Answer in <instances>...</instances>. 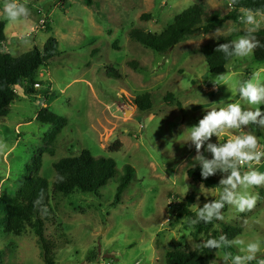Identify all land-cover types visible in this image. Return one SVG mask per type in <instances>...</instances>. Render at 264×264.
Returning a JSON list of instances; mask_svg holds the SVG:
<instances>
[{
  "label": "rangeland",
  "instance_id": "1",
  "mask_svg": "<svg viewBox=\"0 0 264 264\" xmlns=\"http://www.w3.org/2000/svg\"><path fill=\"white\" fill-rule=\"evenodd\" d=\"M91 1L88 6L85 0H19L30 15L12 23L3 11L6 0H0L6 52L19 57L35 47L43 50L50 38L59 42L57 59L37 72L36 95L29 96L20 88L19 98L4 120L0 196L13 197L24 187L27 167L37 154L43 160L40 174L50 183L55 180V163L79 157L85 150L96 158L114 159L121 174L130 165L134 178L116 207L111 205L116 200L117 180L99 195L75 193L54 199L55 216L46 221L45 234L60 244L58 264H166L169 252L194 251V245L208 236L204 232L194 237L196 229L188 230L190 218L178 217V210L187 207L186 198L192 196L194 204L202 207L219 194L211 189L208 197L200 195L197 201L201 183L189 178L192 168L181 176L178 171L182 163H192L195 149L173 141L207 111L223 107L218 104L221 101H239V84L264 68V63L255 61L253 52L235 58L227 65L229 79L223 85H217L218 75L209 72L204 47L223 37L236 40L244 35L247 25L239 21L240 12L238 20L228 21L216 38V30L197 34L166 54L147 49L129 36L136 28L160 34L196 3L225 16L233 10L230 0ZM144 15L148 18H142ZM263 29L264 22L257 32ZM131 62L139 67L131 68ZM110 68L119 77L108 76ZM145 94L152 95L153 109L143 113L134 100ZM169 94L174 95L171 103L166 101ZM240 102L242 107H253ZM46 107L67 119L54 141L49 138L56 128L37 120ZM258 107L264 110V105ZM258 135L264 150V133ZM229 138L225 133L219 142ZM254 167L264 171V163ZM256 193L259 198L251 211L237 214L228 208L225 221L220 222L241 228L239 237L245 239L264 237V186L254 188ZM190 211L195 214L192 207ZM219 227H211L209 233ZM0 251L4 253L0 264H46L30 227L16 235L5 233L0 226ZM211 251L212 264H223L225 253L236 254L235 248Z\"/></svg>",
  "mask_w": 264,
  "mask_h": 264
},
{
  "label": "trees",
  "instance_id": "2",
  "mask_svg": "<svg viewBox=\"0 0 264 264\" xmlns=\"http://www.w3.org/2000/svg\"><path fill=\"white\" fill-rule=\"evenodd\" d=\"M91 6V0H85ZM63 3L66 0H62ZM231 4V3H230ZM232 5V4H231ZM233 10L223 16L219 11L208 12L202 4L196 3L179 14L174 22L162 33L151 34L141 29H133L130 38L142 46L158 54H166L178 46L186 38L197 34L207 35L217 28H222L228 21L238 20L237 14L241 8L264 10V0H238L232 5ZM142 18H148L143 16ZM48 26V25H47ZM260 42V46L253 50V58L257 62L264 63V29L254 34ZM233 41L230 37H223L215 43L204 47L202 53L212 76L227 74V65L236 57L225 58L224 54L216 49L223 43ZM6 42L5 24L0 21V135L4 129V120L10 115L12 105L18 100L16 88L19 86L29 96L36 95V86L39 85L37 72L44 67H49L59 56V42L55 38L48 39L43 50L35 47L32 51L19 57H14L4 50ZM95 54V53H94ZM133 69L139 67L136 62L129 63ZM108 76L119 77L117 71L110 68ZM239 97V94H238ZM46 100H49L47 95ZM174 95L169 94L166 101L171 103ZM139 112H151L153 101L151 94H145L134 100ZM37 120L56 129L49 141H54L67 125V119L52 112L48 107L42 108ZM226 142L223 140L220 143ZM115 151V149H111ZM38 155V154H37ZM35 155L33 162L27 167L28 179L22 189L15 196H0V226L5 233L20 235L27 227L35 234L42 251V257L46 264H58L56 262L57 244L45 234V223L55 216L52 202L54 199L69 197L75 193L99 195L111 181L117 180L116 200L111 207H116L122 194L127 190L134 178L135 170L126 165L121 174L117 163L112 158H96L90 151L85 150L79 157L64 158L54 164L55 180L50 183L41 176L43 160L41 155ZM210 158V156L208 157ZM188 176L195 183H201L206 188L216 189L220 180V174L203 180L200 176V168L196 166L188 171ZM187 207L178 210V217L194 218L190 211L194 204L192 196L186 198ZM224 212L228 211L226 207ZM219 229L209 233L213 224H199L195 226L194 237L206 232L209 238H219L221 234L229 239L242 234V229L220 222H215ZM65 243H69L66 235L62 234ZM213 253L211 250L197 247L194 251H172L166 256V264H212ZM4 260V253L0 251V263Z\"/></svg>",
  "mask_w": 264,
  "mask_h": 264
},
{
  "label": "clouds",
  "instance_id": "3",
  "mask_svg": "<svg viewBox=\"0 0 264 264\" xmlns=\"http://www.w3.org/2000/svg\"><path fill=\"white\" fill-rule=\"evenodd\" d=\"M230 3L235 5L238 0H230ZM3 11L12 23L20 22L30 15L29 10L19 0H6ZM239 11V21L247 25V29L238 39L223 43L216 49L225 58L248 57L260 46L254 33L264 22V10L241 8ZM221 31V28L216 29L215 38ZM228 79L225 74L218 75L217 85H223ZM237 91L239 101H221L218 104L223 103V107L207 111L197 124L184 128L183 133L173 141H182L181 144L194 147L196 152L191 164L184 162L178 166L179 176L186 174L187 168L196 166H199L203 180L218 173L221 176L216 186L218 197L204 203L202 207L199 203L192 205L195 217L188 220L189 231L201 223L219 227L215 222L225 221L223 210L226 207L237 214L251 211L259 198L258 193L253 194V189L264 186V171L254 167L264 163V150L261 149L258 135L264 133V110L258 107L264 105V68L253 72L249 79L241 82ZM240 101L253 107H242ZM225 133L230 134V138L220 143L219 139ZM213 137L217 138V142H212ZM185 187L188 192V186ZM210 190L211 188L201 184L197 201L199 202L200 195L208 197ZM194 246L216 251L235 248V255L231 252L223 255V264H264V237L245 239L238 236L229 239L227 235L221 234L219 238H209Z\"/></svg>",
  "mask_w": 264,
  "mask_h": 264
},
{
  "label": "built area",
  "instance_id": "4",
  "mask_svg": "<svg viewBox=\"0 0 264 264\" xmlns=\"http://www.w3.org/2000/svg\"><path fill=\"white\" fill-rule=\"evenodd\" d=\"M44 22H45V21H41V23H40V24H44ZM36 87H38V88H39V85H37ZM19 89H20V87L18 86V87L16 88V90H15V91H16V94H18V92H19Z\"/></svg>",
  "mask_w": 264,
  "mask_h": 264
}]
</instances>
